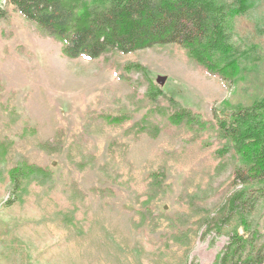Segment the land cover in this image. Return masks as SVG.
<instances>
[{"label":"rangeland","instance_id":"rangeland-1","mask_svg":"<svg viewBox=\"0 0 264 264\" xmlns=\"http://www.w3.org/2000/svg\"><path fill=\"white\" fill-rule=\"evenodd\" d=\"M3 5L0 264H214L229 237L205 234L206 218L239 162L219 154L213 109L264 97V55L231 86L179 44L69 58ZM255 17H240L235 37L264 48ZM179 106L212 126L171 123ZM24 164L46 175L29 173L14 193L10 172ZM253 218L264 235L263 199Z\"/></svg>","mask_w":264,"mask_h":264},{"label":"trees","instance_id":"trees-1","mask_svg":"<svg viewBox=\"0 0 264 264\" xmlns=\"http://www.w3.org/2000/svg\"><path fill=\"white\" fill-rule=\"evenodd\" d=\"M38 31L62 43L69 58L97 59L108 52L130 53L158 45L179 44L209 74L229 86L262 61L258 43L238 44L240 17L256 20L264 34V0H9ZM260 9H263L260 13ZM9 16L0 0V22ZM141 69H143L141 67ZM150 96L159 93L151 88ZM219 154L233 151L239 164L231 181L232 193L206 218L205 234L229 237L214 264H264V235L253 212L264 200V97L235 107L213 109ZM171 123L207 130L212 123L190 108L179 106ZM46 175L34 165L10 172L17 193L29 173ZM191 264H198L193 261Z\"/></svg>","mask_w":264,"mask_h":264}]
</instances>
